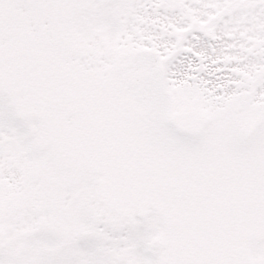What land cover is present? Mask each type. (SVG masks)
I'll return each mask as SVG.
<instances>
[{"label":"snow or ice","instance_id":"1","mask_svg":"<svg viewBox=\"0 0 264 264\" xmlns=\"http://www.w3.org/2000/svg\"><path fill=\"white\" fill-rule=\"evenodd\" d=\"M0 264H264V0H0Z\"/></svg>","mask_w":264,"mask_h":264}]
</instances>
